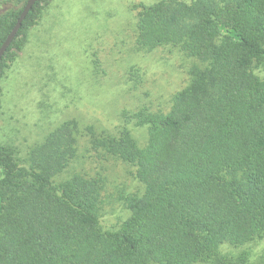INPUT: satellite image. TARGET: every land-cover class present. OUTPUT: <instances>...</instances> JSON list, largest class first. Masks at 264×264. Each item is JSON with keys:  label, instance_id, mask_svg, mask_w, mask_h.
Here are the masks:
<instances>
[{"label": "trees", "instance_id": "1", "mask_svg": "<svg viewBox=\"0 0 264 264\" xmlns=\"http://www.w3.org/2000/svg\"><path fill=\"white\" fill-rule=\"evenodd\" d=\"M25 2L0 13V45ZM135 46L193 60L166 111L123 112L114 133L69 120L23 154L0 141V264H264V0H157L137 13ZM109 161L131 167L139 190L108 230Z\"/></svg>", "mask_w": 264, "mask_h": 264}, {"label": "rangeland", "instance_id": "2", "mask_svg": "<svg viewBox=\"0 0 264 264\" xmlns=\"http://www.w3.org/2000/svg\"><path fill=\"white\" fill-rule=\"evenodd\" d=\"M157 0H48L27 27L19 49L0 75V141L25 153L60 124L114 133L123 112L166 111L188 80L193 60L172 47L146 52L135 46L136 16ZM0 0V13L19 9ZM139 145L145 128L130 127ZM82 146L80 152L84 153ZM86 157L85 167L95 163ZM104 202L99 222L113 229L128 216L124 195L139 190L133 169L104 163Z\"/></svg>", "mask_w": 264, "mask_h": 264}, {"label": "water", "instance_id": "3", "mask_svg": "<svg viewBox=\"0 0 264 264\" xmlns=\"http://www.w3.org/2000/svg\"><path fill=\"white\" fill-rule=\"evenodd\" d=\"M37 1L38 0H26L14 26L12 27V29L10 30V32L7 34L6 38L0 45V60L2 59L8 47L11 45L12 41L15 39L19 29L21 28L22 22L26 18L27 14L30 12V10Z\"/></svg>", "mask_w": 264, "mask_h": 264}]
</instances>
